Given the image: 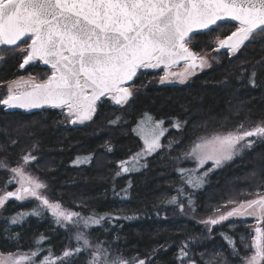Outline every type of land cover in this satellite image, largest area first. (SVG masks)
Wrapping results in <instances>:
<instances>
[{
	"label": "trees",
	"instance_id": "trees-1",
	"mask_svg": "<svg viewBox=\"0 0 264 264\" xmlns=\"http://www.w3.org/2000/svg\"><path fill=\"white\" fill-rule=\"evenodd\" d=\"M233 30L232 23L222 24L215 31L195 35L190 47L196 53H209L217 37L223 39ZM2 55L0 86L21 76L43 79L51 74L38 64L20 68L24 53L18 50ZM158 73H138L130 85L136 92L128 106L113 107L103 101L84 126H74L59 110L6 112L0 105V161L10 168L23 164L24 155H35L36 161L26 167L47 185V198L86 216H104L90 230V238L117 247L128 259L181 264L179 250L186 245L184 264H239L241 260L231 254L229 239L241 256L248 255L241 243V237L249 242L245 223H226L208 231L197 219L229 199L239 200L240 194L250 196L264 187V139L223 168L204 171L207 175L195 189L183 183L177 172L178 167L193 169L195 164L174 158L207 132L235 130L240 124L251 128L264 122V34L234 55L215 53L211 67L184 85L157 86L152 80ZM145 113L164 121L162 145L179 140L178 144L144 159L141 163L146 166L139 171L117 176L119 162L141 148L132 130ZM176 121L183 122L179 130L174 127ZM84 157L90 159L74 163ZM9 177L7 169H0V191L14 189L13 184L5 187ZM181 187L184 195L177 194ZM174 195L184 203V212L167 203ZM37 204L35 200L17 204L11 200L4 206L0 213L1 254L30 253L41 236L42 256L48 249L60 256L76 246L71 226L57 225L50 213L25 215L21 222H11L17 214L35 210ZM74 260L87 264L88 256L81 254Z\"/></svg>",
	"mask_w": 264,
	"mask_h": 264
},
{
	"label": "snow or ice",
	"instance_id": "snow-or-ice-1",
	"mask_svg": "<svg viewBox=\"0 0 264 264\" xmlns=\"http://www.w3.org/2000/svg\"><path fill=\"white\" fill-rule=\"evenodd\" d=\"M225 23H232L234 30L223 39L216 38L214 51L225 49L234 55L246 43L264 34V0H0V59L4 51L18 50L24 53L20 68L39 61L51 70L43 79L20 77L9 82L0 105L26 111L45 107L60 109L73 125L83 124L93 119L98 103L104 100L120 107L127 104L133 91L126 85L142 70L163 68L164 74L159 77L161 84L184 83L195 69L208 63L190 47L194 36L215 31ZM179 66L184 70L172 71ZM255 75L253 71V83ZM163 124V120H153L145 114L133 129L144 147L128 160L119 162L117 176L146 166L141 162L163 147L160 142L166 131ZM182 126L183 122L174 123L178 130ZM242 129L244 125L240 124L235 130L211 131L194 140L181 156L174 158L196 165L193 169L177 168L182 182L194 189L200 187L207 172L197 175L199 169L209 162L213 168L220 167L251 148L253 138L264 139V123ZM171 146L170 142L168 147ZM36 159L29 153L22 157L23 164L10 168L0 161V169L10 172L5 187L18 185L15 191L0 195V208L12 198L34 199L38 202L37 208L27 214H17L11 222L17 224L25 215L50 213L57 225L71 226L69 230L73 231L76 246L65 249L60 256H53L50 249L42 256L45 250L40 246L44 240L41 236L30 253L0 254V264H75L74 258L81 254L88 256L87 264H151L142 258L128 259L117 247L98 238L93 242L90 230L99 226L105 217L86 216L64 208L60 202L50 201L43 194L47 185L26 170L25 166ZM88 159L77 158V161L86 163ZM177 194L184 195L182 187L177 189ZM250 195L255 198L229 199L224 205L226 211L204 223L215 226L232 217L255 218L257 226L249 233L251 242L241 237L249 255L241 256L231 239L229 244L231 254L242 264H264V192ZM187 199L191 206L190 194ZM167 203L176 205L181 212L185 210L177 195ZM228 205L232 207L229 209ZM186 248L185 245L179 250L181 264L188 257Z\"/></svg>",
	"mask_w": 264,
	"mask_h": 264
},
{
	"label": "rangeland",
	"instance_id": "rangeland-1",
	"mask_svg": "<svg viewBox=\"0 0 264 264\" xmlns=\"http://www.w3.org/2000/svg\"><path fill=\"white\" fill-rule=\"evenodd\" d=\"M217 43H218V41H216L215 42V45H214V48H213V51H210L209 53H198V54H200L201 56H204L205 57V59L208 61V63L203 67V68H197V69H195V71H194V74L192 75V76H190L184 83H179L178 81H173V82H166V83H164V84H161L160 83V81H159V77L161 76V75H163L164 74V70H157V69H149V70H142L143 72H159L158 73V75H157V77H155L153 80H152V82L155 84V85H157V86H165V85H184V84H186V83H188V82H190L191 81V79L194 77V76H196V75H199L200 73H202V72H204L205 70H208L210 67H211V65H212V62H213V55L215 54V53H217V52H221V51H225L224 49H220L219 51H214V49L216 48V46H217ZM225 52H227V51H225ZM228 53V52H227ZM36 64H38L37 62H33L31 65H36ZM184 69H183V66H179V67H175V68H173L172 69V71H175V72H181V71H183ZM21 77H23V78H25V79H28L29 77H31V76H21ZM20 77H18V78H15V79H13V80H17V79H19ZM13 80H10L9 82H11V81H13ZM9 82H6L5 84H3V85H1L0 86V96H1V98H3L4 96H6V94H7V86H8V83ZM131 87V86H130ZM131 90L133 91V96L129 99V101L131 100V99H133L134 98V95H135V92H136V90L133 88V87H131ZM104 101H107V100H104ZM129 101H128V103L127 104H125L123 107H125V106H128L129 105ZM111 106H113V107H120V106H116V105H114V104H112L111 103V101H107ZM98 104H100V103H98ZM59 111L62 113V111L59 109ZM63 114V113H62ZM146 114V113H145ZM145 114L137 121V123L135 124V126L133 127V129L134 128H136V126H137V124L144 118V116H145ZM149 116H151L152 118H153V120H156L151 114H149V113H147ZM64 115V114H63ZM65 116V115H64ZM95 116V115H94ZM93 116V117H94ZM66 117V116H65ZM69 121V120H68ZM157 121H159V120H157ZM262 123H264V122H261V123H258V124H262ZM72 124V123H71ZM256 126V125H255ZM162 127L165 129V127H164V124L162 125ZM252 128V127H251ZM246 129H250L249 127L247 128V127H245L244 126V129H242V130H246ZM132 132H133V134L138 138V140L140 141V144H141V148H140V150L138 151V152H140L142 149H143V147H144V144H143V141H142V139L132 130ZM165 134H166V131L164 132V135L161 137V140H160V142L162 141V139H163V137L165 136ZM201 136H203V135H201ZM200 137V136H199ZM254 139V141L255 142H258L259 140H261V138H253ZM178 141L179 140H177V141H175V142H171V148H169L168 147V145L169 144H166V145H163V147L162 148H165V149H167V150H171V149H173L177 144H178ZM254 142V143H255ZM253 143V144H254ZM253 146V145H252ZM246 150V149H245ZM244 150V151H245ZM156 153V152H155ZM155 153H153V154H151V155H149V156H147L146 158H149V157H151V156H153ZM242 153L243 152H241V153H239L238 155H236L233 159H235V158H237V157H240L241 155H242ZM145 158V159H146ZM232 159V160H233ZM231 160V161H232ZM76 162H78V161H75L74 163H76ZM230 161H228V162H225L222 166H220V167H216V168H213L212 167V163L211 162H209L208 164H206L205 166H204V168H202V169H199L200 170V172H204V171H206V170H209V169H211V171H216V170H219V169H221V168H223V166L224 165H226L227 163H229ZM81 163H85V162H81ZM26 167V166H25ZM195 167H196V165H195ZM142 168V166L141 167H139V170ZM26 170H27V167H26ZM138 170V171H139ZM28 171V170H27ZM132 172H135V171H132ZM137 172V171H136ZM9 174H10V172H9ZM33 175V174H32ZM33 176H35V175H33ZM14 185V189L13 190H11V191H15L16 190V187H18V185H16V184H13ZM45 191H46V189H44L43 190V194L45 195ZM230 192H233V190L232 189H230L229 190ZM260 191H262V192H264V187H262L261 188V190ZM5 192H7V191H0V195H4V193ZM256 193V192H255ZM231 196H232V194H231ZM240 196V198H239V200H246V199H252V198H255L254 197V195H250V196H242L241 194L239 195ZM10 201V200H9ZM30 201H34V199H25V200H23V201H17V200H15L14 199V202H15V204H17V203H26V202H30ZM51 201V200H50ZM53 202H55V201H53ZM8 203V201L5 203V205ZM226 203H224V204H222V205H220L218 208H216V209H220V211L218 212V211H216V209L215 210H213L212 212H210V213H206V214H204V215H201L200 217H198V219H197V224L198 225H200V226H202V227H204L205 229H207L208 231H212V229H214V228H216V227H218V226H221V225H223V224H226V223H229V224H233V223H240V222H243V223H245V226H247V237H248V243H250L251 242V240H250V236H249V233H250V231H252L257 225H256V219L255 218H253V217H246V218H244V217H232V218H229V220H227V221H223V222H221V223H219V224H217V225H215V226H213V225H211V224H207V223H204V221H207L210 217H212V218H214V217H216V216H218L221 212H224V211H226L227 209H225L224 208V205H225ZM4 205V206H5ZM4 206L2 207V208H0V213L2 212V210H3V208H4ZM232 207V205H228V208L230 209ZM67 209V208H66ZM262 226H264V225H262ZM253 234H254V232H253ZM219 251V250H218ZM27 253H29V252H24V253H21V252H17V253H13V255H19V254H27ZM1 254V253H0ZM4 256H7L8 254H3ZM248 255H249V253H248ZM239 264H242V262L241 263H239Z\"/></svg>",
	"mask_w": 264,
	"mask_h": 264
},
{
	"label": "water",
	"instance_id": "water-1",
	"mask_svg": "<svg viewBox=\"0 0 264 264\" xmlns=\"http://www.w3.org/2000/svg\"><path fill=\"white\" fill-rule=\"evenodd\" d=\"M224 50H225V49H224ZM225 51H226V50H225ZM36 62L38 63L39 67L47 68V69L50 70L49 66L44 65L43 63H41V62H39V61H36ZM32 63H33V62H32ZM32 63H30L29 65H31ZM29 65H26L25 67H27V66H29ZM25 67H24V68H25ZM157 70H163V68H161V69H157ZM50 71H51V70H50ZM133 81H134V80H133ZM133 81L129 82V84L126 85V86H130V85L133 83ZM2 107H4V109H5L6 112H21V113L40 112V111L45 110V109H47V110H59V109H51V108H47V107H45L44 109H32V110H30V111H26V110H23V109H6L5 106H3V105H2ZM89 122H90V121H86V122L83 123V124H76L75 126H84V125L88 124ZM11 200H14V198L10 199V201H11Z\"/></svg>",
	"mask_w": 264,
	"mask_h": 264
}]
</instances>
